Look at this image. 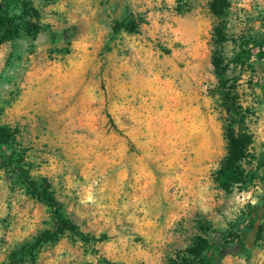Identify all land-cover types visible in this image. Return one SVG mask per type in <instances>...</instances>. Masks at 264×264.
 Returning a JSON list of instances; mask_svg holds the SVG:
<instances>
[{
  "label": "rangeland",
  "instance_id": "obj_1",
  "mask_svg": "<svg viewBox=\"0 0 264 264\" xmlns=\"http://www.w3.org/2000/svg\"><path fill=\"white\" fill-rule=\"evenodd\" d=\"M212 2L31 0L41 31L0 45V264H184L197 237L215 264H264V0ZM226 125L251 137L230 190ZM2 154L84 238L18 251L52 220Z\"/></svg>",
  "mask_w": 264,
  "mask_h": 264
},
{
  "label": "trees",
  "instance_id": "obj_2",
  "mask_svg": "<svg viewBox=\"0 0 264 264\" xmlns=\"http://www.w3.org/2000/svg\"><path fill=\"white\" fill-rule=\"evenodd\" d=\"M10 1L12 0H0V45L5 41L17 37L21 33L31 37L36 36L42 28L39 11L31 4V0H14L18 9V12L15 14L9 10ZM224 1L213 0L211 9L214 14L220 15L222 13ZM112 28L114 31L121 28L134 31V27L125 21H115ZM212 64L218 75H222L225 72L226 67L222 65V59L217 52L212 56ZM224 133L226 154L216 170V179L224 190H230L234 185L245 182L241 163L248 156L251 137L244 132H237L231 125L225 126ZM15 136V131L10 130L8 127L0 126V149L1 146L13 142ZM2 155L7 160L8 165L17 174V177L25 188L50 208L52 225L41 231L32 242L21 246L18 251L20 252L25 249L35 250L43 243L54 240L66 232L84 238L85 236L78 229L77 225L63 214L61 204L49 189V184L46 179L43 180L42 184H37L34 180L29 179L23 166H16L10 156H6V154ZM254 214L255 218L260 217L264 219V210L257 209L254 211ZM260 235L261 232L256 236L257 240ZM209 247L210 243L206 238L197 237L188 248L189 257L191 258L185 259L184 264H215V261L222 255V251L215 254L212 259L207 258L204 256V252Z\"/></svg>",
  "mask_w": 264,
  "mask_h": 264
}]
</instances>
